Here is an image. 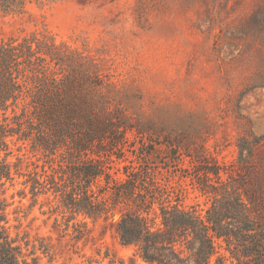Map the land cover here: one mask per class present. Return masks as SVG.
I'll return each instance as SVG.
<instances>
[{"label": "rangeland", "instance_id": "obj_1", "mask_svg": "<svg viewBox=\"0 0 264 264\" xmlns=\"http://www.w3.org/2000/svg\"><path fill=\"white\" fill-rule=\"evenodd\" d=\"M31 33L48 63L60 66L68 100L127 128L124 159L111 157L113 177L123 176L129 150L155 142L146 161L158 181L180 191L171 203L205 212L209 198L180 169L200 161L210 168L212 158L223 181L244 179L264 202V0H28L20 11L0 9V41ZM17 145L9 142L12 153L0 151V160L30 154ZM169 150L181 158L172 166ZM18 187L0 186L1 223L12 236L42 239L47 251L34 249L28 262L37 255V264H145L115 236L118 208L96 221L72 219L87 223L78 239L44 196L33 206L12 196ZM217 257L235 264L221 246L211 260Z\"/></svg>", "mask_w": 264, "mask_h": 264}, {"label": "trees", "instance_id": "obj_2", "mask_svg": "<svg viewBox=\"0 0 264 264\" xmlns=\"http://www.w3.org/2000/svg\"><path fill=\"white\" fill-rule=\"evenodd\" d=\"M27 1L0 0V9L20 11ZM46 51L35 33L0 41V151L6 157L12 153L9 142H19L17 150L27 146L30 153L16 155L13 162L0 160V186L18 184L12 196L29 198V206L44 196L51 203L49 211L60 215L67 228L71 225L78 239L87 223L72 219L82 215L96 221L118 208L115 236L121 244L133 245L145 264H227L221 257L211 260L217 246L235 264H264V202L252 195L244 179L223 181L214 158L210 168L203 161L192 171L181 168L182 176L190 177L210 200L202 214L170 202L171 193L177 201L180 191L158 181L146 161L155 142L128 149L133 158L122 166L123 176L113 177L111 157L124 159L127 128L97 121L93 110L68 100L60 66L48 63ZM172 153L166 165L171 158L181 160ZM4 219L0 214V264H37V255L32 263L27 256L36 248L47 251L42 239H31L27 231L10 235ZM23 247L32 250L25 253Z\"/></svg>", "mask_w": 264, "mask_h": 264}]
</instances>
